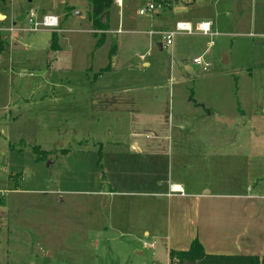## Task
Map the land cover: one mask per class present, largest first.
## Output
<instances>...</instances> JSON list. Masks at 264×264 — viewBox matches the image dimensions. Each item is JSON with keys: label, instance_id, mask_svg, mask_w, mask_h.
Masks as SVG:
<instances>
[{"label": "rangeland", "instance_id": "374dc122", "mask_svg": "<svg viewBox=\"0 0 264 264\" xmlns=\"http://www.w3.org/2000/svg\"><path fill=\"white\" fill-rule=\"evenodd\" d=\"M148 3L154 19L139 15ZM187 3L113 4L104 23L123 34L105 37L88 0H0V264H170L201 213L186 202L168 229L156 196L178 184L218 196L208 252L264 256V0H201L192 14L211 37L176 34L159 51L163 37L146 31H173L185 17L164 11ZM30 11L58 31H31ZM209 111L235 125L200 123Z\"/></svg>", "mask_w": 264, "mask_h": 264}, {"label": "crops", "instance_id": "0c3cea01", "mask_svg": "<svg viewBox=\"0 0 264 264\" xmlns=\"http://www.w3.org/2000/svg\"><path fill=\"white\" fill-rule=\"evenodd\" d=\"M128 1V0H125L122 4L121 7H118L116 5H114L113 7L114 8H117L118 10H122L123 12L125 11V6H124V3ZM151 2H153L152 0H149ZM206 1H209V0H206ZM199 2H201V0H188V3L184 6H181V7H174L170 13H168L167 11H164L166 12L165 14H167V16L163 17V19L167 20L171 19V21L174 19V16H183L185 17V19L183 21H175L174 23V27L177 23H187V24H190L193 22L195 24V27L196 25L198 24H201V23H209V21H204V22H196V16L193 13V11H195V9L197 8V4H199ZM150 4V3H148ZM169 4V3H168ZM168 6V5H167ZM126 8H130V7H126ZM162 8L165 9V6H163ZM162 9V10H164ZM179 10H183V12H178ZM38 14V17H41L42 15H45L43 12L40 13H37ZM152 14V13H151ZM150 14V19H154L155 15H152L151 16ZM109 15H110V12H109ZM161 17L158 16V19H160ZM157 19V21H158ZM8 23L9 20L8 18L0 13V30L1 32L0 33H3V32H7V31H3V23ZM121 24L122 23H118V27H117V30H110V26H109V23H108V30L107 31H98L99 34L101 35H105V37L109 34L111 35H120V34H123V31L121 30ZM157 24V23H156ZM159 25V23L157 24ZM172 27V25H171ZM192 27V25H191ZM212 28V26H211ZM166 31V30H165ZM164 30L161 29V31H152V35H150L149 33H151L150 31H146V33L148 34V36H152L154 37L155 34L157 35H160V33H163L165 32ZM155 33V34H154ZM182 35H185V36H192V35H187V34H183L181 33ZM197 35L199 36H202V37H207V36H210L211 37V32L209 35L205 36V35H201L199 33H196ZM194 35V34H193ZM161 36V35H160ZM163 39V38H162ZM164 41V40H163ZM172 45H173V42H172ZM169 46V47H172ZM158 48H159V51H162L164 48H168L166 46H163L161 44L158 45ZM2 48L0 47V50ZM114 51H116V47H113L111 49V54L113 55ZM222 53V59H221V62L222 64H228L229 63V60H228V54L227 52L225 51H221ZM185 69L187 71H190L191 68L189 67V65H184ZM197 115V119H200L199 122L200 123H203V124H213V126H224L226 128H230L232 127L233 125H235V119L232 118V115H228V114H216V116L219 118V119H226V120H230V121H233V125H231L230 127H227L219 122L216 121L215 119V115L213 112H210L209 111V114H207V112L205 114H196ZM210 117L212 118L211 122H210ZM131 149L136 151V152H140L139 148L137 147V145L135 144H132L131 145ZM171 187H176L177 189H179L180 191H182V195L181 194H174L172 196H168L169 192H170V189ZM171 187L168 186V190H167V194H164V195H157L156 197H162L163 199H166L167 200V204H168V209L170 210V218L168 217V220H166V225L168 227V229L171 231L174 227L177 228L179 227L180 228V225H181V222H183L182 220L180 221V217L181 219L183 218L184 214H180V210H181V207H183V205L186 203V202H189V203H194L196 205V207L198 209H200L201 213H200V217L198 216L197 218H194L193 220L190 219L189 220V225L192 227V230H191V235L189 236V245H188V249L191 245V243L194 241V240H198L199 243L203 246L204 248V251L207 255H215L214 253H210L208 252L209 251H216L217 247L216 245H214L212 243V237L215 236L216 232H217V213L215 212V204L217 201H215L216 197L218 196H212L210 193L208 192H204V193H191V194H187L185 195V187L184 185L182 184H178V185H172ZM246 190H249V185L247 184ZM109 196H112L113 193H109L108 194ZM155 195V194H154ZM234 198H238L236 201V206H238V210L239 212V215H241L242 213H244V211H248V203H245L246 201V198L244 196L242 197H234ZM104 199V202L107 203V199L106 197L103 198ZM190 199V200H188ZM245 200V201H244ZM247 202V201H246ZM167 209V210H168ZM203 210V211H202ZM168 211H166V216H168ZM151 218L152 219H158V215L157 214H153L151 215ZM228 221L225 222V228H226V225H227ZM174 228V230H175ZM187 249V250H188ZM186 250V251H187ZM170 251H174V250H170ZM169 251V252H170ZM176 252H184V251H176ZM220 256V255H218ZM223 256H229V255H223ZM237 256H248V255H237ZM258 257H264V256H258Z\"/></svg>", "mask_w": 264, "mask_h": 264}, {"label": "trees", "instance_id": "16d2710c", "mask_svg": "<svg viewBox=\"0 0 264 264\" xmlns=\"http://www.w3.org/2000/svg\"><path fill=\"white\" fill-rule=\"evenodd\" d=\"M152 1L156 6H160L162 8L171 0ZM88 2L90 7L88 20L90 21L92 27L101 31H107V22L103 24L102 19L107 18L109 10L113 6V0H88ZM99 44H101V42L98 41L97 46ZM107 70L108 68H105L104 72ZM32 150L37 155H42L44 157L49 156V153L41 152L37 147L32 148ZM168 256L170 264H183L184 262H190L193 264H264V257L260 258L258 256L207 255L198 240H194L187 251H170Z\"/></svg>", "mask_w": 264, "mask_h": 264}, {"label": "built area", "instance_id": "2783aa9c", "mask_svg": "<svg viewBox=\"0 0 264 264\" xmlns=\"http://www.w3.org/2000/svg\"><path fill=\"white\" fill-rule=\"evenodd\" d=\"M125 0H113V4L121 7L123 2ZM157 8H160V6H156ZM155 10V6L153 4H150L148 6V8L146 10H140L139 11V15H145V14H151L153 11ZM38 17L36 12L30 11V15H29V24H32V28L31 31H38L39 28H45L48 29L52 32H57V28H58V19L54 16H47V15H42L41 17H38L41 19L40 22H35L34 18ZM211 32V24L210 23H201L196 25L195 28L191 27L190 24L187 23H177L173 29V31L171 32H163L160 33V35L163 37L164 41H165V46L169 47L172 45V38L173 36H175L176 34H187V35H193L196 33L202 34V35H209ZM150 35H152L153 33H149ZM193 64L197 65V66H201L203 70H206L209 65L204 64L203 61L201 59H195L193 60ZM174 194H181L182 195V191H180L179 189H177L176 187H171L170 188V193L168 194V196H172ZM144 247L150 248V249H155V244H143Z\"/></svg>", "mask_w": 264, "mask_h": 264}, {"label": "water", "instance_id": "95a60500", "mask_svg": "<svg viewBox=\"0 0 264 264\" xmlns=\"http://www.w3.org/2000/svg\"><path fill=\"white\" fill-rule=\"evenodd\" d=\"M178 12H183V10H179ZM105 19L102 20V22L104 23ZM207 114H209V112H207ZM215 115V119L217 122L227 126V127H230L231 125H233V121H230V120H226V119H219L216 114ZM183 264H193V263H190V262H184Z\"/></svg>", "mask_w": 264, "mask_h": 264}]
</instances>
